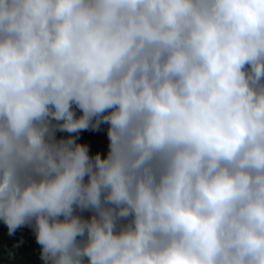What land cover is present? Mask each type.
Here are the masks:
<instances>
[{
  "label": "clouds",
  "instance_id": "1",
  "mask_svg": "<svg viewBox=\"0 0 264 264\" xmlns=\"http://www.w3.org/2000/svg\"><path fill=\"white\" fill-rule=\"evenodd\" d=\"M0 221L42 264H264V0H0Z\"/></svg>",
  "mask_w": 264,
  "mask_h": 264
},
{
  "label": "trees",
  "instance_id": "2",
  "mask_svg": "<svg viewBox=\"0 0 264 264\" xmlns=\"http://www.w3.org/2000/svg\"><path fill=\"white\" fill-rule=\"evenodd\" d=\"M86 139L95 142L94 154H105L108 145L107 125L102 124L98 131H81L78 142L85 143ZM24 236L32 238L35 234L30 227L25 226L19 228L15 234L9 235L7 226L0 221V264H42L39 258L40 245L36 239H31L26 255H22L20 239Z\"/></svg>",
  "mask_w": 264,
  "mask_h": 264
},
{
  "label": "rangeland",
  "instance_id": "3",
  "mask_svg": "<svg viewBox=\"0 0 264 264\" xmlns=\"http://www.w3.org/2000/svg\"><path fill=\"white\" fill-rule=\"evenodd\" d=\"M79 110H77V115H79ZM58 137H61V136H67L69 135L68 133H57ZM82 144H87L89 146V149H90V154H94V151H95V142L94 141H91L89 139H86V142L85 143H82ZM31 239H35V236H33L32 238H29V236H24L20 239V245H21V253L22 255H26L25 252L28 251V247H29V243L31 241Z\"/></svg>",
  "mask_w": 264,
  "mask_h": 264
}]
</instances>
